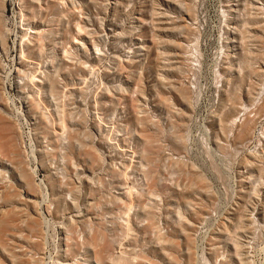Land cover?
I'll return each instance as SVG.
<instances>
[{"label":"rangeland","instance_id":"rangeland-1","mask_svg":"<svg viewBox=\"0 0 264 264\" xmlns=\"http://www.w3.org/2000/svg\"><path fill=\"white\" fill-rule=\"evenodd\" d=\"M0 264H264V0H0Z\"/></svg>","mask_w":264,"mask_h":264},{"label":"bare ground","instance_id":"bare-ground-1","mask_svg":"<svg viewBox=\"0 0 264 264\" xmlns=\"http://www.w3.org/2000/svg\"><path fill=\"white\" fill-rule=\"evenodd\" d=\"M55 82H52V88H51V90H52V92L54 91V89H55ZM56 91V90H55ZM54 94V93H53Z\"/></svg>","mask_w":264,"mask_h":264}]
</instances>
